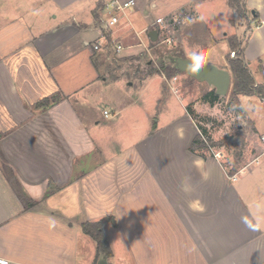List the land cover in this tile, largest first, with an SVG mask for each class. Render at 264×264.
Returning a JSON list of instances; mask_svg holds the SVG:
<instances>
[{"label":"crops","instance_id":"crops-1","mask_svg":"<svg viewBox=\"0 0 264 264\" xmlns=\"http://www.w3.org/2000/svg\"><path fill=\"white\" fill-rule=\"evenodd\" d=\"M113 1L0 0V259L96 264L97 244L82 224L110 217L117 226L104 227L109 264H264V229L242 222L264 215L263 150L229 174L221 158L191 151L201 131L188 108L159 123L164 82L151 64L147 75L136 71L142 78L135 85L124 81L120 63H107L114 44L141 61L158 54L166 35L173 54H158L160 64L188 59L192 41L203 45V32L228 59L229 38L237 36L246 39L244 59L256 85L264 86V0H243L245 18L229 0H135L109 33L110 47L94 52ZM158 10L163 14L147 21ZM159 19H173L176 27L159 32ZM210 50L205 64L229 71V59L214 60ZM125 86L124 103L108 99L112 87ZM155 87L151 127L136 135L114 131L119 116L146 104L129 88ZM56 95L59 102L37 107ZM241 97L262 138L264 116L259 126L253 114L264 99L241 95L240 103Z\"/></svg>","mask_w":264,"mask_h":264},{"label":"rangeland","instance_id":"rangeland-1","mask_svg":"<svg viewBox=\"0 0 264 264\" xmlns=\"http://www.w3.org/2000/svg\"><path fill=\"white\" fill-rule=\"evenodd\" d=\"M162 12L163 11L161 10L156 12L154 11L148 17L147 21H150L152 17H157L163 14ZM171 20L173 19H165L167 23ZM140 21L142 22H136L135 27L132 28L135 35L138 34L137 30L142 28L146 23L145 19ZM243 24L245 25L246 22L243 21ZM175 27L176 24L173 23L171 29ZM109 33L110 32L106 30L104 34L108 37ZM203 34L205 33L203 32ZM202 35L200 38L203 43H199L203 45H197L194 41H192L190 44L191 52L199 53L202 51L206 55L207 50L211 49V54H209L210 57H214V60H225L226 64H228V59L223 54L222 46H209L211 41L208 38L205 39L204 35ZM170 36L172 37L173 35L170 34ZM141 37L143 42H147V35L145 36L142 34ZM167 38L168 35L161 37V39L157 42V44H160H156V50L160 55L173 54L172 49L167 46V43H165ZM241 41L245 42L246 39L242 38ZM114 46H116V44H114ZM126 50L127 48L121 53L112 51L110 57L107 58V63L109 65L113 67L116 65L117 68V64L120 63V66L123 67L121 69L122 71L120 70V73H122L124 81H133L135 85H137L139 81L136 80V77H138V79L142 78V75L140 76V74L138 75V73H136L138 69L146 75L149 73L148 70L150 64L153 69H160V61H162V57H159L160 55L158 56L155 52L151 55L146 54L147 56L141 59V61H136L133 57L138 56H124V52ZM116 61L120 62L116 63ZM156 75H160L164 82L161 103H159V108H157V112L160 114L157 117L160 124L169 120V117H176L183 114L184 110L189 108L194 112L199 125L207 131L208 136H206V138L209 137L211 139L208 143V145L212 146L210 151H203V154L221 158L224 166L227 167L228 170H231L232 166L235 164L237 168H239L254 159L256 156L260 155L263 150L261 138L255 132L253 127L249 125V116L246 111L241 109V103H237L233 97V82L229 94L227 96H221L220 103L211 106L203 100V96L214 89L208 84L199 83L181 72L177 73L171 79L168 78L166 74L161 75L159 71L156 72ZM109 79L111 78L109 77ZM174 81H176V83ZM156 84H158V82ZM112 88L113 89L107 93L108 99L115 98L116 100H122L124 103L127 97V87H122V89H118L116 87ZM129 90L130 91L128 93L131 95L145 96L143 101L146 104H140V106L143 105L142 107L144 108L136 107L132 110L124 112L121 116H119L121 120L119 121L118 126L115 125L112 129L116 132H121L123 129H131L134 132V135H136L137 132L141 133L142 130H147L152 125V121H150L147 114L152 111V102H150V100L151 98L153 100L157 95V87L151 89L147 93L137 91L134 92L133 89L130 88ZM100 111H103L102 105L100 106ZM253 115L260 126V121L264 116V105L259 106ZM242 128L246 132L245 143L243 145L238 143L230 144L229 140L236 138ZM124 133H126V131H124ZM203 139L205 140L204 137ZM223 144L224 146H221ZM237 152L239 153L238 157L235 155Z\"/></svg>","mask_w":264,"mask_h":264},{"label":"trees","instance_id":"trees-1","mask_svg":"<svg viewBox=\"0 0 264 264\" xmlns=\"http://www.w3.org/2000/svg\"><path fill=\"white\" fill-rule=\"evenodd\" d=\"M229 5L233 9H235L240 16L244 18L246 17L247 11L245 5L243 4V0H229ZM229 44L231 50L236 53L235 58H231L230 55L228 58L230 65V73L232 75V82H233V97L235 98L236 102L240 103L239 96L241 95H246V96L257 95L261 99H264V86L256 85L255 79L245 62L244 59L245 46L243 42L237 36H232L229 38ZM177 58L178 57L173 59H177ZM158 71L160 72L161 75L166 74L170 79L180 72L175 66L174 62L168 65L161 63L160 69H154L152 70L151 73H156ZM61 98H62L61 95H56L51 98L44 99L37 105V107L38 108L49 107L50 105L59 102ZM203 100L209 103L211 106H213L220 103L221 96L217 95L216 90L213 89L203 96ZM188 111L191 114V116H193V118L197 121L194 112L189 108ZM249 125L253 126V123L249 121ZM198 127L201 131V135H199L198 138L194 141L191 151L194 153H199L204 158H206L207 155L203 154L202 152L210 151L212 146L208 145V143L211 141V139L209 137L206 138V136H208V133L199 125V123H198ZM245 135L246 132L242 128L236 138L234 139L232 138L231 140H229L230 144L238 143L240 145H243L245 143ZM203 137L205 138V140L203 139ZM221 146H224V144ZM235 155L236 157H238L239 153L237 152ZM237 172H238V168L235 164L234 166H232L231 170L229 171V174L234 175ZM109 222L113 223L114 226H117V222L115 218H110V217L100 220L98 222H86L82 224L83 232L86 235L90 236L97 244L98 252H97L96 264L98 263V260L102 254L107 256L109 259L113 257V251L110 242L104 232V227Z\"/></svg>","mask_w":264,"mask_h":264},{"label":"water","instance_id":"water-1","mask_svg":"<svg viewBox=\"0 0 264 264\" xmlns=\"http://www.w3.org/2000/svg\"><path fill=\"white\" fill-rule=\"evenodd\" d=\"M158 35V31L151 32V40L156 42ZM173 62L181 73L188 75L199 83H206L213 87L217 95L227 96L229 94L232 85V75L229 71L221 69L216 65L204 64L202 72L197 76L185 70L186 65L190 63L188 59L177 58ZM97 264H109V258L102 254Z\"/></svg>","mask_w":264,"mask_h":264},{"label":"built area","instance_id":"built-area-1","mask_svg":"<svg viewBox=\"0 0 264 264\" xmlns=\"http://www.w3.org/2000/svg\"><path fill=\"white\" fill-rule=\"evenodd\" d=\"M137 6V3L135 0H125V1H120V0H114L112 3H111V8H112V12L111 13V16H110V19L106 22V25H105V31H109L111 32L112 29L114 27H116L119 23H120V20H121V16L122 15H126L127 12L133 10L135 7ZM173 23H175L174 20H171L170 22H166L164 19H159L157 20V25L160 26V29H159V32H169L171 30V27L173 26ZM107 37L106 35L103 33L102 35V41L101 42H98L96 43L94 46H93V50L94 52H99L103 49L104 45L106 44V46L110 47V45L112 44L111 42H108L107 41ZM165 42H167L168 44H171L172 41L170 39H167ZM115 49H116V52L117 53H121L123 52V47L121 45H116L115 46ZM232 58H235L236 57V53L233 52L231 54ZM109 112H105V116L106 117H109ZM261 141H262V145H263V152L262 154L264 155V136L261 138ZM0 260H4L7 262V264H10V261L8 260H5V259H0Z\"/></svg>","mask_w":264,"mask_h":264},{"label":"clouds","instance_id":"clouds-1","mask_svg":"<svg viewBox=\"0 0 264 264\" xmlns=\"http://www.w3.org/2000/svg\"><path fill=\"white\" fill-rule=\"evenodd\" d=\"M188 60L190 61V63L186 65L185 70L193 75L198 76L202 72L203 66L206 61L205 54L202 51L199 53L192 52L188 54ZM240 100H241V109L243 111H248V108L245 106L247 98L241 97ZM253 219L255 220L254 224L250 223L247 218H244L242 222L245 223L246 227H248L250 230L253 231H260L264 229V215L255 216L253 217ZM0 264H7V262L4 260H0Z\"/></svg>","mask_w":264,"mask_h":264}]
</instances>
